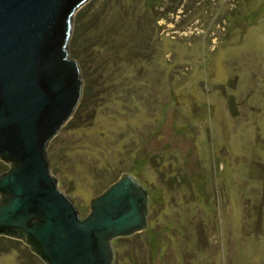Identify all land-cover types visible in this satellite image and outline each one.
Wrapping results in <instances>:
<instances>
[{"label": "rangeland", "instance_id": "1", "mask_svg": "<svg viewBox=\"0 0 264 264\" xmlns=\"http://www.w3.org/2000/svg\"><path fill=\"white\" fill-rule=\"evenodd\" d=\"M68 53L87 94L46 145L58 189L81 218L122 173L148 195L112 264H264V0H88ZM4 237L0 264H45Z\"/></svg>", "mask_w": 264, "mask_h": 264}, {"label": "water", "instance_id": "2", "mask_svg": "<svg viewBox=\"0 0 264 264\" xmlns=\"http://www.w3.org/2000/svg\"><path fill=\"white\" fill-rule=\"evenodd\" d=\"M88 0H0V235L45 264H112V240L147 223V191L122 173L81 218L50 173L46 145L82 91L69 57L72 17Z\"/></svg>", "mask_w": 264, "mask_h": 264}, {"label": "trees", "instance_id": "3", "mask_svg": "<svg viewBox=\"0 0 264 264\" xmlns=\"http://www.w3.org/2000/svg\"><path fill=\"white\" fill-rule=\"evenodd\" d=\"M75 40H76V35H75V33L72 35V37H71V40H70V45H72L74 42H75ZM72 57H74V54L72 53ZM82 78H85V73H84V71H83V73H82ZM82 95L84 96V97H86V94H87V85H83V88H82ZM5 237L4 236H1L0 235V240L1 239H4Z\"/></svg>", "mask_w": 264, "mask_h": 264}]
</instances>
